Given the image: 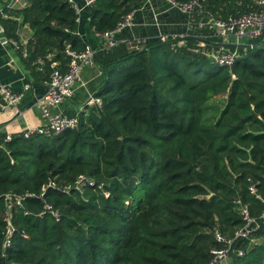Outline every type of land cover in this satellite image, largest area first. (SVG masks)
<instances>
[{
	"label": "trees",
	"instance_id": "obj_1",
	"mask_svg": "<svg viewBox=\"0 0 264 264\" xmlns=\"http://www.w3.org/2000/svg\"><path fill=\"white\" fill-rule=\"evenodd\" d=\"M25 1L14 13L32 30L19 53L34 78L38 59L44 78L51 63L64 65L69 43L89 44L105 79L100 105L76 113V128L0 134V264H208L223 245L215 230L231 237L243 223L241 205L253 217L264 211V41L223 48L235 60L218 65L204 52L222 39L197 24L259 9L258 0H200L185 37L109 49L94 32L112 30L142 0H93L84 40L68 0ZM0 24L17 42L18 22ZM217 96L225 103L215 117ZM8 192L34 195L12 211L3 247ZM45 203L57 220L40 215ZM249 236H264V223ZM237 248L244 253L231 251L226 264H264V243Z\"/></svg>",
	"mask_w": 264,
	"mask_h": 264
},
{
	"label": "built area",
	"instance_id": "obj_2",
	"mask_svg": "<svg viewBox=\"0 0 264 264\" xmlns=\"http://www.w3.org/2000/svg\"><path fill=\"white\" fill-rule=\"evenodd\" d=\"M74 7L77 14L76 22H79L80 8L75 3V0H68ZM86 5L90 6L93 0H85ZM172 4L178 6L181 10L190 15L198 10L202 9L200 0H188L184 2H177L171 0ZM259 9L251 10L248 12L240 13L237 15H229L225 19L213 18L208 16L207 19H200L198 21V28H206L212 30L214 35L220 37L222 41L229 37H234L237 42L249 43L250 40L261 37L264 41V0H258ZM131 11L124 15L122 19L116 24V26L109 31L101 32L95 31L94 35L99 39L100 45L104 49H109L122 43L115 39V33L130 24ZM77 34L80 37L77 30ZM165 40V38H161ZM0 42L5 44L6 42L12 43L14 46H18L15 40H7L5 37L0 38ZM146 42L142 39H135L127 43L132 48L141 45ZM182 41L180 42V44ZM64 56L67 58L65 68L59 67L56 63H51V71L43 83L46 85V90L43 95L36 100L35 105L39 108L42 116L45 118V124L40 126H28L24 130V135L31 134H45V133H58L66 129H74L78 126L79 118L77 114H66L63 111L55 110L63 101L73 97L75 92V83L80 80V72L84 67L94 65L95 50L86 44L83 49L73 48L69 43L65 44ZM205 56L213 63L222 66H231L235 60L236 52L225 50L222 47L219 49L212 48L204 52ZM29 85L24 84L23 88L28 89ZM23 93L12 92L5 86L0 87V112L3 111L8 105H13L20 100ZM90 105H100L101 100L96 96H90L87 100ZM10 136L6 135L5 140H9ZM84 179V176L80 175L73 185H68L65 190L72 187H78L80 181ZM55 186L54 182H49L48 186ZM45 186L43 187V189ZM251 191H255L250 187ZM32 193L18 194L14 192H8L4 195V221L5 238L3 247L9 245V236L12 232L11 215L15 207L22 206L24 199L27 196H32ZM41 196V195H40ZM240 216L243 223L237 227L231 237L225 234L219 233L217 230L214 232L216 240L221 241L223 245L212 249V257L208 264H223L222 262L227 260L231 251H237L238 255H242L244 251L241 248L236 249V245L244 240H249V234L255 231L258 226L264 223V211L259 217H253L249 214L247 206L241 205ZM26 212V211H25ZM44 212L50 213L56 220L59 218V213L50 204L45 203L42 215ZM257 227V228H256ZM256 228V229H255ZM24 234V232H23Z\"/></svg>",
	"mask_w": 264,
	"mask_h": 264
},
{
	"label": "crops",
	"instance_id": "obj_3",
	"mask_svg": "<svg viewBox=\"0 0 264 264\" xmlns=\"http://www.w3.org/2000/svg\"><path fill=\"white\" fill-rule=\"evenodd\" d=\"M80 8L78 32L84 40L83 21L88 18L89 6L85 0H75ZM26 5L25 0H0V18H9L18 22L17 45L10 42L2 44L0 42V87L5 86L12 92L23 93L18 102L8 105L0 112V134L12 136L13 134L23 133L28 126H40L45 124V118L42 116L39 108L35 105L46 90L43 83L44 62L41 59L35 61L33 68L34 76L31 75V69L26 68L22 58L25 55L24 49L22 57L19 53V46L24 47L26 42L32 37V30L27 24L21 23V17L14 11L23 8ZM190 29L189 15L178 6L172 4L171 0H142L140 7L131 11L130 24L118 30L115 33V39L119 42H129L135 39H142L147 42L162 40L161 38L175 39L183 38ZM5 37L4 30L0 24V38ZM7 39V37H5ZM9 40V39H7ZM181 41V40H180ZM224 41L237 42L233 38H226ZM52 56H48L51 58ZM65 68V64H59ZM105 79L104 69L99 63L84 67L80 72V80L75 83V92L73 97L63 101L57 111H63L66 114H76L87 112L91 106L87 100L102 85ZM24 84H28V89H24Z\"/></svg>",
	"mask_w": 264,
	"mask_h": 264
},
{
	"label": "rangeland",
	"instance_id": "obj_4",
	"mask_svg": "<svg viewBox=\"0 0 264 264\" xmlns=\"http://www.w3.org/2000/svg\"><path fill=\"white\" fill-rule=\"evenodd\" d=\"M229 38H233V37H229ZM225 103V98L223 96H217V97H213L210 99L209 101V105L212 106L214 108V116L217 117L219 114V111L221 110L222 106ZM257 228V227H256ZM255 228V229H256ZM249 243H264V236L259 237V238H249L248 240ZM229 258L225 261H223V264H226L229 261Z\"/></svg>",
	"mask_w": 264,
	"mask_h": 264
},
{
	"label": "water",
	"instance_id": "obj_5",
	"mask_svg": "<svg viewBox=\"0 0 264 264\" xmlns=\"http://www.w3.org/2000/svg\"><path fill=\"white\" fill-rule=\"evenodd\" d=\"M216 46L222 48H254L256 45L250 43H243V42L220 41L216 43ZM92 96H95V93Z\"/></svg>",
	"mask_w": 264,
	"mask_h": 264
}]
</instances>
